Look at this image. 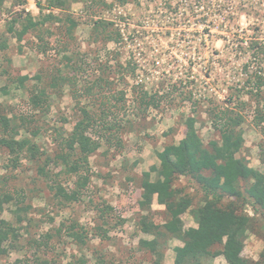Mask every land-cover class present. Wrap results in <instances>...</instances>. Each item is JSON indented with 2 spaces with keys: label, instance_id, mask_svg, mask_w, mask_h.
Listing matches in <instances>:
<instances>
[{
  "label": "rangeland",
  "instance_id": "374dc122",
  "mask_svg": "<svg viewBox=\"0 0 264 264\" xmlns=\"http://www.w3.org/2000/svg\"><path fill=\"white\" fill-rule=\"evenodd\" d=\"M49 4L0 0V109L17 119L18 139L28 138L39 150L14 167L8 151L0 147V202L11 196L0 207V228L5 221L16 233L5 242L7 252L0 255V264H154V255L140 247L153 236L141 232L138 222L148 214L163 225L169 217L156 196L150 210H140L143 175L150 173L155 180L152 169L160 166L159 154L185 137L187 118H195L196 130L209 146L221 141L210 110L239 112L244 106L245 145L237 158L264 173V135L253 121L259 103L248 93L249 79L258 70L253 48L264 45V0H68L58 8ZM49 14L53 19L46 20ZM69 19L76 22L70 32ZM30 22L39 25L31 27ZM97 22L110 23L107 31H95ZM14 25L23 30L22 41L9 32ZM107 33L113 38L119 33L120 38L109 41ZM58 76H77L82 90L103 78L106 94L124 96L109 105V120L118 124L115 134L122 147L102 141L90 157L89 185L75 202H65L58 193L59 186L71 190L75 178L57 164L56 130L70 135L83 119L78 100L96 104L90 107L96 111L99 94L89 99L79 91L77 98L72 86H53ZM39 88L48 94L49 109L29 106L32 92ZM144 92L159 97L158 107L145 108L140 100ZM21 117L30 123L22 125ZM87 134L95 139L100 135L95 130ZM177 187L192 198L193 208L200 205L203 194L194 180L180 177ZM243 210L255 214L250 203ZM181 218L185 229L197 227L191 211ZM255 218L243 251L253 261L264 249V216L256 213ZM47 235L48 248L34 244L46 241ZM166 244L164 262L174 264V249L183 244L179 239ZM214 264L227 263L220 256Z\"/></svg>",
  "mask_w": 264,
  "mask_h": 264
},
{
  "label": "trees",
  "instance_id": "16d2710c",
  "mask_svg": "<svg viewBox=\"0 0 264 264\" xmlns=\"http://www.w3.org/2000/svg\"><path fill=\"white\" fill-rule=\"evenodd\" d=\"M122 1L126 2L127 0ZM67 2L68 0H49V6L58 8L66 5ZM45 19L51 20L53 16L49 14ZM68 21L70 27L68 31L70 32L76 27V22L72 19ZM109 24L97 22L94 29L97 32L100 30L106 32ZM30 25L36 27L39 23L30 22ZM9 32L18 41H22L23 30H18L14 25L9 28ZM118 38H120L119 33L114 38L111 33L107 37L109 41L118 40ZM2 47H6L5 44ZM253 50L258 70L249 79L248 83L252 84V87L248 93L253 99L258 100L259 104L254 110L253 121L264 135V45L257 43ZM76 78L77 76H65V78L58 76L53 80V86L56 87L62 83L68 84L74 88L77 98L79 91H82V95L85 94L87 97H96L99 94V99L97 98L96 101L99 102L101 109L99 106V110H91V105L96 104H81L78 100L77 105L83 115L82 123L76 124L70 135H64L60 130H56L57 140L59 139L57 164L63 167L64 170L61 171L68 177L75 178L71 190L58 187V193L65 202L80 200L88 187L90 157L97 152L102 141L110 145L115 143L117 147H122L120 138L115 134L118 124L109 120L113 115L109 105L112 99L124 100L123 94L119 96L112 92L106 94L103 85V82L106 83V81L103 78H99L82 90L79 88ZM26 79L27 77L20 81L23 82ZM140 100L146 109L158 107L159 97L157 96L144 92ZM29 106L33 110L49 109L47 92L42 88L33 91ZM243 110H245L244 106L239 112L230 108L222 110L212 108L210 110L213 115H211L212 125L220 133L221 141H213L209 146L204 144L198 134L195 118H187L185 137L178 144L167 146L159 154L160 166L152 169L156 174L155 180L151 179L150 173L143 175L140 210L143 212L150 210L151 203L156 196L158 202L165 206L169 217L163 225L155 224L152 219L150 220L148 214L142 215L138 222L141 232L153 236V240H142L140 247L154 255V264H166L162 247L172 239H179L183 244L174 249V264H213V260L218 256H223L227 264H264V249L257 261L249 260L243 256L248 233L254 230L256 213L264 216V173L251 168L244 158H237V154L245 145L242 127L246 122V117L242 113ZM15 120L17 119L9 118L0 109L2 132L0 147L8 151L13 166L18 167L23 156L34 157L39 150L28 138L18 139L17 128L20 127ZM20 121L24 125L30 123L31 120L21 117ZM88 130H95V133L100 134L97 136L98 139L89 136ZM260 155L261 162L264 164V143H262ZM41 170L43 171V169ZM180 177H190L200 186L203 199L197 207L193 208L192 198L177 187ZM226 197L230 198L228 203L224 201ZM9 199L11 196L5 195L3 202ZM3 202H0V207ZM249 203L255 213L253 216L243 210ZM106 210L111 211V208L108 207ZM187 211L192 212L197 227L184 228L181 217ZM12 234L16 237L15 229L5 221L1 222L0 255L6 254L5 242ZM50 239V235H47L46 241L34 240V244L48 248Z\"/></svg>",
  "mask_w": 264,
  "mask_h": 264
},
{
  "label": "crops",
  "instance_id": "0c3cea01",
  "mask_svg": "<svg viewBox=\"0 0 264 264\" xmlns=\"http://www.w3.org/2000/svg\"><path fill=\"white\" fill-rule=\"evenodd\" d=\"M218 257H220V256H218ZM218 257H216V258H218ZM222 257H223V256H222ZM216 258H215V259H216ZM223 258H224V257H223ZM215 259H214V260H215ZM214 260H213V264H214ZM224 260H225V259H224ZM225 261H226V260H225ZM226 263H227V262H226Z\"/></svg>",
  "mask_w": 264,
  "mask_h": 264
}]
</instances>
